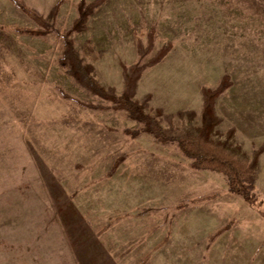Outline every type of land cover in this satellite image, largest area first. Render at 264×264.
I'll return each instance as SVG.
<instances>
[{"label": "rangeland", "instance_id": "obj_1", "mask_svg": "<svg viewBox=\"0 0 264 264\" xmlns=\"http://www.w3.org/2000/svg\"><path fill=\"white\" fill-rule=\"evenodd\" d=\"M68 32L98 83L250 162L259 207L78 85ZM0 264H264V0H0Z\"/></svg>", "mask_w": 264, "mask_h": 264}, {"label": "trees", "instance_id": "obj_2", "mask_svg": "<svg viewBox=\"0 0 264 264\" xmlns=\"http://www.w3.org/2000/svg\"><path fill=\"white\" fill-rule=\"evenodd\" d=\"M84 20L85 16L81 11L79 19L72 26L71 31H80L81 23ZM14 29L18 32L25 31L38 36L45 35L42 30L18 27ZM68 34L69 32L62 36L63 45L59 63L71 74L78 85L99 95L111 105H115L116 108L124 111L128 117L140 122L144 126L143 129L151 133L157 140L163 142L173 141L178 150L191 160V165L195 169L223 174L230 192L241 195L249 205L252 206L255 203L259 207V203L255 202L256 195L254 192V179L257 169L250 162L241 159L229 149L208 140L201 134L185 131L175 132L163 128L154 116L145 112L142 103L133 98V90H126L121 94H117L112 86L104 87L98 83L90 68L83 62ZM135 68L134 65L130 68H124L127 71L126 80L129 82L131 80L133 84L136 81V76L133 74Z\"/></svg>", "mask_w": 264, "mask_h": 264}]
</instances>
